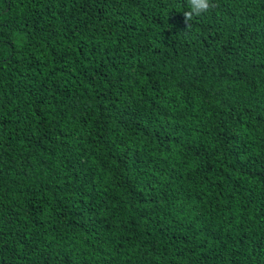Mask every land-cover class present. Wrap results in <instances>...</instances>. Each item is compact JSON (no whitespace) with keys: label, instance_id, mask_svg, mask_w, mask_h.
<instances>
[{"label":"trees","instance_id":"obj_1","mask_svg":"<svg viewBox=\"0 0 264 264\" xmlns=\"http://www.w3.org/2000/svg\"><path fill=\"white\" fill-rule=\"evenodd\" d=\"M0 0V264H264V0Z\"/></svg>","mask_w":264,"mask_h":264},{"label":"clouds","instance_id":"obj_2","mask_svg":"<svg viewBox=\"0 0 264 264\" xmlns=\"http://www.w3.org/2000/svg\"><path fill=\"white\" fill-rule=\"evenodd\" d=\"M214 7L213 0H187V10L183 12L184 23L191 27L195 19L209 13Z\"/></svg>","mask_w":264,"mask_h":264}]
</instances>
